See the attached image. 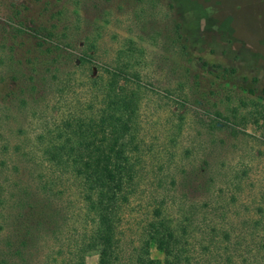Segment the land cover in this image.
I'll use <instances>...</instances> for the list:
<instances>
[{"label": "trees", "instance_id": "obj_1", "mask_svg": "<svg viewBox=\"0 0 264 264\" xmlns=\"http://www.w3.org/2000/svg\"><path fill=\"white\" fill-rule=\"evenodd\" d=\"M69 2L0 0L6 14L0 22V115L39 113L42 124L35 144L25 152L31 159L24 158L23 164L0 161V264H31L37 257L47 264L67 257L72 261L68 264H82L90 251L98 254L99 264H245V252L252 251H245V234H234L217 222L225 220L226 207L211 200L193 203L198 190L210 196L214 185L202 168L181 169L178 180L163 177L145 183L146 151L138 126L145 87L135 70V44L120 50L112 63L97 66L96 39L86 37L77 45ZM168 45L184 65L195 60V48L180 34L179 25L168 30ZM199 61L208 81L203 94L193 98L208 105L213 115L201 117V126L221 125L234 135L232 124L264 123V97L252 86L245 91L237 85L235 68ZM88 65L97 68L95 73ZM81 66L88 71L82 74L85 99L76 98L73 105L67 97L77 73L69 69ZM179 71L178 87L187 86L191 96L198 92L199 75H192L190 67L180 66ZM49 97L56 111L69 107L58 118L46 117ZM10 120V115L0 117L3 123ZM3 152H8L6 146ZM169 190L173 196L180 193L178 216L167 211ZM131 205L142 207L146 217L132 224L134 232L126 241L123 214ZM198 231L203 237L193 244ZM262 236L255 241V253L264 264Z\"/></svg>", "mask_w": 264, "mask_h": 264}, {"label": "rangeland", "instance_id": "obj_2", "mask_svg": "<svg viewBox=\"0 0 264 264\" xmlns=\"http://www.w3.org/2000/svg\"><path fill=\"white\" fill-rule=\"evenodd\" d=\"M10 1L26 4V0ZM68 1L70 4H66L67 8L76 11H73L72 20L78 27L75 34L77 45L80 46L86 37L96 39L98 48L94 55L97 66L112 63L120 50L128 48L132 42L135 44L134 61H138L135 70L143 76L142 84L145 87L138 111L139 134L146 151L143 165L145 183L148 185L156 178L163 177H167V181L170 177L178 180L181 169L188 172L191 168H202L206 177L213 178L214 185L210 196L198 190L195 193L198 195L191 197L193 203L202 205L211 200L218 208L225 206L226 218H219L218 224L234 234L243 232L245 251L252 248L250 254L244 251L245 264H261L260 253H255L259 244L255 241L261 235L264 238V224L261 223L264 218L263 120L259 119L256 124L245 121L244 126L231 123L236 130L234 135L229 128L224 129L221 125H218L221 127L219 129H211L205 124L201 126V117L209 114L213 118V115L207 110L208 105L193 97L198 98V94H203L202 88L208 81L206 72L199 68L201 62L197 63L198 58L209 64L235 68L232 78L237 85L245 87V91L252 86L256 94L264 97V0ZM4 12L5 8L0 6V22L6 15ZM177 25L187 43L195 48V60L187 65L181 63V57L176 52L174 54L173 48L168 49V30ZM180 66L184 69L190 67L191 74L195 72L201 79L198 92L192 96L187 86L182 89L178 87L181 85L177 72ZM83 69L87 68L69 69L77 73L73 76L72 89L67 97L73 105L76 98L80 102L85 99L82 74L85 77L88 71ZM91 69L95 73L97 68ZM254 79L255 83H250ZM52 98L49 97L46 103V117L58 118L69 107L60 106L56 111L53 107L57 106ZM263 99L261 102L264 103ZM215 101L218 99L211 100L212 103ZM27 111L30 112V108ZM37 114L32 117L28 114L27 118L13 112L0 115L11 117L9 122H0V161L6 160L10 164L20 161L23 164L24 158L31 157L25 152H28L31 143L35 144V136L42 125ZM5 146L8 152H3ZM14 152L18 153L10 157L9 154ZM21 180L26 181L27 174L21 176ZM167 195V211L170 215L178 216L177 211L182 206L178 197L180 193L174 194L175 197L169 190ZM131 206L123 214L126 241L134 232L132 224L144 215L142 207ZM198 233L197 239H192L191 243L203 237ZM152 255L160 258L155 251ZM68 259L60 258L57 261L58 264L72 262ZM82 259V264H99L98 254L94 251L86 253ZM31 262L47 264L40 257L33 258Z\"/></svg>", "mask_w": 264, "mask_h": 264}]
</instances>
